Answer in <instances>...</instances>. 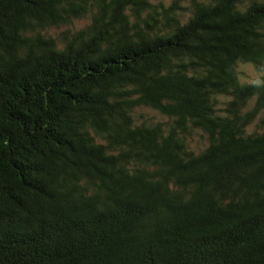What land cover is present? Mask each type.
<instances>
[{
    "label": "trees",
    "instance_id": "1",
    "mask_svg": "<svg viewBox=\"0 0 264 264\" xmlns=\"http://www.w3.org/2000/svg\"><path fill=\"white\" fill-rule=\"evenodd\" d=\"M241 63L264 0H0V264H264Z\"/></svg>",
    "mask_w": 264,
    "mask_h": 264
},
{
    "label": "rangeland",
    "instance_id": "2",
    "mask_svg": "<svg viewBox=\"0 0 264 264\" xmlns=\"http://www.w3.org/2000/svg\"><path fill=\"white\" fill-rule=\"evenodd\" d=\"M151 1H153L154 3H157L160 1L164 3L165 5H169L173 0H151ZM88 24H89V19L84 18V19L75 21L74 27H76L75 29H81L87 26ZM58 32H59L58 30L49 31V33L52 36H56ZM238 70H239L240 80L242 83H258V84L264 83V69L260 70L257 67H255L253 64L241 63L239 65ZM135 116L138 121H142L145 118L154 119L156 121H167V118L162 116L158 111L153 110L151 108H147V107L138 108ZM255 129H256V125L253 124L248 129V132L252 133L255 131ZM204 143L205 142H203L199 136L195 137L193 141H191V145L195 149H199L203 147Z\"/></svg>",
    "mask_w": 264,
    "mask_h": 264
}]
</instances>
